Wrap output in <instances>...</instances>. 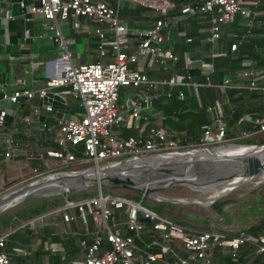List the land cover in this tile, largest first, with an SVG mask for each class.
I'll list each match as a JSON object with an SVG mask.
<instances>
[{
    "label": "built area",
    "instance_id": "obj_1",
    "mask_svg": "<svg viewBox=\"0 0 264 264\" xmlns=\"http://www.w3.org/2000/svg\"><path fill=\"white\" fill-rule=\"evenodd\" d=\"M28 1V4L25 0L18 2L19 9L27 16L39 17L46 23V28L53 31L49 37L58 45L59 56L44 63L46 81L42 88L33 90L16 86L8 92L2 89L1 101L14 105L21 99L30 100L35 95H55V90L65 89L78 101L79 107L67 120L56 121V149L47 151L44 157H40L45 165L49 159H54L60 161V166L70 165L76 168L69 172L81 171L78 168L84 167L82 170L91 169L90 174L95 177L96 172L99 173L101 169H135L140 167L138 164L141 163L149 165L155 158L179 156L188 151H198L199 148H194L196 146L223 142L225 124L220 119L212 121L210 126L202 129L198 144L184 146L181 144V135L166 130L164 126H157L146 116L152 110V101L160 96L156 94L159 91L161 95L169 96L167 90L177 89V98L187 103V90L197 95L200 88L211 85L208 78L205 79V84L194 80L191 72L197 65L198 61L195 60H188L183 70L161 80L149 78L142 68L136 66L141 59L160 64L165 61L173 64L177 62V56L170 49L163 47L172 20L167 12L173 6L171 1L163 0L149 5L158 19L150 29L138 34L139 44L130 53L127 51V31L119 23L117 11L106 2ZM180 12L187 14L192 11L185 7ZM195 12L210 16L208 42L211 44L220 40L223 28L233 24L236 18H248L254 14L250 9L243 8L239 0H205L195 8ZM0 16L4 20L13 19L8 10L0 9ZM78 17L98 27L89 31L76 21ZM70 19L75 31L92 32L96 37L98 61L78 65L72 63L67 41L59 29L61 23ZM232 37L234 42L230 49L235 51L245 37ZM219 55L220 53H215L212 57ZM28 61L32 72L36 69V60L29 56ZM237 78L242 81V88L248 91H264V78L252 69L240 71ZM225 85H229L228 80ZM121 87L143 88L144 91L133 92L124 105L128 113L127 123L134 125L135 136L124 137L118 129L123 120L118 103ZM44 109L47 112L52 111L49 103L45 104ZM211 110L207 109L209 112ZM38 115L39 110L35 109L33 116ZM6 118L7 113L1 110L0 146H4V158L9 159L17 149L14 141L16 130L8 128ZM246 119L255 127V131L243 132L238 138L264 133V115L247 116ZM23 120L30 121L27 117ZM90 164L91 168L88 167ZM48 168L44 173L33 169L35 178L52 174V168ZM86 180L89 179L84 181ZM158 187H146L147 191L146 188H141L139 200L103 193L101 187L95 195L86 199L65 198L62 207L38 216L22 226H31L51 213H60L64 223L78 217L85 224L87 216L88 223H92L89 230L92 241L88 245L84 243L85 257L77 264H212L216 252L229 253L236 259L244 244L253 246L255 254L264 253V235L240 233L230 237L215 230L194 231L158 216L143 206L144 200L160 201ZM117 212L121 213V219L115 217ZM122 227L131 234L124 235ZM8 237L9 233L0 236V264H11L10 257L4 251Z\"/></svg>",
    "mask_w": 264,
    "mask_h": 264
},
{
    "label": "crops",
    "instance_id": "obj_2",
    "mask_svg": "<svg viewBox=\"0 0 264 264\" xmlns=\"http://www.w3.org/2000/svg\"><path fill=\"white\" fill-rule=\"evenodd\" d=\"M20 1L0 0V9L8 10L13 15V19L10 20H4L0 16V50L7 51L4 54L0 53V83L2 84L0 111H5V103L1 101L2 89L8 92L16 86L33 90L42 88L46 81L44 63L58 57L60 52L58 45L49 37L53 31L47 29L46 23L39 17L22 13L18 7ZM96 1L106 2L117 11L118 21L128 34L129 48L127 51L130 53L139 44L138 34L150 29L158 19L157 14L149 8V5L160 3L163 0ZM168 1H171L173 5L167 11L172 20L168 38L163 43V47L170 49L177 56V62L173 64L165 61L160 64L150 62L149 59H141L136 66L142 68L149 78L161 80L183 70L188 60L198 61L192 70L194 80L205 84V79L208 78L211 85L200 88L197 95L190 90L186 91L189 100L188 109H190L191 98L194 97L204 105L211 122L217 119L222 120L226 112L229 114L240 112L239 121L230 126L227 125L230 118L223 120L225 126L228 127V134L235 132L237 137L255 128L246 117L264 114V91L261 90L256 98L250 97L246 92L248 90L242 88V81L237 78L240 71L233 69L232 64L238 58L239 52L242 63L253 67L254 70H252L259 74L264 69L256 65L264 60V48H255L256 53H252L247 48L242 54L240 49L232 51L230 47L234 42L232 36H238L240 32H244L241 35L246 38L252 35L251 31L257 33V36L252 35L254 40L264 37V0H239L243 8L250 9L254 14L248 18L238 17L235 31L229 28L230 25L224 27L220 41L212 44L208 42L210 16L195 12V8L205 0ZM25 2L30 3L28 0ZM185 7H189L192 12L181 14L180 10ZM76 21L89 31L98 27L82 17H78ZM59 29L62 37L67 41V48L74 65L94 63L99 60L97 40L92 32L75 31L72 27V19L61 23ZM215 53H220V55L212 57ZM29 56L34 57L37 65L32 72L29 67ZM261 75L264 78V72ZM226 80L229 81V85H225ZM133 92L143 93L144 91L143 88H125L122 89V97L119 98L120 115L123 120L119 123L118 129L122 134V128H127L136 134L134 125L127 123L128 113L124 109L127 98ZM21 103L25 104V109H21ZM46 103L52 107L51 112L44 109ZM208 108L212 109L211 112L207 111ZM35 109L39 110L38 116H33ZM78 109V101L65 89L55 90V95L49 94L46 97L35 95L30 100L21 99L18 104L13 105L11 114H7L6 124L9 129L16 130L14 141L17 149L11 158L6 159L3 155L4 146H0V190L15 187L17 184L7 187V183L12 181L20 183L34 175L35 161H40L45 165L40 157H44L47 151L55 149L53 143L55 144L57 140L56 121L59 120L56 119L57 112L63 110L70 116ZM23 116L29 118L30 121H24ZM40 116L51 117L54 121L52 124L45 123L40 121ZM146 116L152 123L164 126L170 131L165 125L164 118L159 116L153 105L152 110ZM157 116H159L158 121H156ZM176 135H184V132H178ZM50 161L55 162L50 164ZM59 162L49 159L44 172L48 171V166L51 168L54 164H60ZM114 215L117 219H121V213L117 212ZM91 227V222L84 224L78 217L76 220L64 223L60 213H51L43 217L41 221L28 226L31 237L17 232V228L11 229L5 250L10 257L11 264L81 263L85 257L84 243L88 245L92 241L89 233ZM122 232L124 235L131 234L123 227ZM249 255L242 256V261L238 264H250L252 255Z\"/></svg>",
    "mask_w": 264,
    "mask_h": 264
},
{
    "label": "trees",
    "instance_id": "obj_3",
    "mask_svg": "<svg viewBox=\"0 0 264 264\" xmlns=\"http://www.w3.org/2000/svg\"><path fill=\"white\" fill-rule=\"evenodd\" d=\"M236 26H237V20H235V22L231 24L229 28L235 31ZM251 32H252V35L254 34L255 36H257V33L255 34V32L253 31ZM243 33L244 32L242 33L240 32L238 37L243 36L241 35ZM252 35L247 38L245 37L243 41L237 47V49L241 50L242 54H243V51L247 48L250 51H252V53H256L257 48H260V47H262V49L264 48V37L261 38L260 40L258 39L254 40L252 38ZM0 53L4 54V53H7V51L3 52L2 50H0ZM240 54L241 53L238 52V58L233 62L232 68L233 69L235 68V70H238V71H242V70L250 69V68L254 70V68L249 66L248 64L242 63ZM249 57H252V56L249 55ZM259 65L263 67L262 69H264V60H261L260 63L256 65V67H258ZM263 72L264 71H262L261 73L263 74ZM191 73L192 75H194L193 72ZM261 73H259V75H261ZM125 88H129V87H121L119 89V98L122 97V89H125ZM166 92L169 93V96H167L166 94L161 95L160 91L156 93L157 95H160V96L157 97V99H154L152 101V105L154 109L159 114V116H162L164 118L165 125L171 132H174L176 134L181 131L184 132V135L180 136L182 145L186 146L188 144H198V141L201 138L202 129L212 124L210 120V116L206 114V108L204 107L202 103L198 101V99L192 97L190 101V109H188L187 106H188L189 100L187 103L184 101H180L177 98V95H178L177 89L167 90ZM246 92H248V95L250 97L256 98V96L261 93V90L246 91ZM20 106H21V109L26 108L25 104L21 103ZM224 114L226 116L223 115L222 121L225 118H230L231 120L227 122V125L230 126L231 124H234L237 121H239L241 113L236 112L233 114H229L226 112ZM227 114H229L230 116ZM260 114H263V113H260ZM251 115H256V114H251ZM263 115H260V116L256 115V116L261 117ZM159 116L156 117V121H158ZM122 131H123L124 137L136 135L135 133H132V131H130L127 128H122ZM254 131H255V128H251V130H248V132H254ZM237 136L238 135H236L235 132L228 134V142L232 144H245L246 143L245 141H248V139H258V137H263L264 133H256L248 138H238ZM263 143H264V139L259 144H263ZM53 148L56 149V144L54 143H53ZM34 165L36 166V168L34 169H38L40 173L44 172L46 166L43 165L40 161H35ZM70 168H71L70 170L76 169L72 167ZM18 182L19 181H14V182L12 181L10 183H7V187L13 184H16ZM262 184H263L262 186H264V181ZM111 186L116 187L118 185H111ZM126 188H130V187H126ZM130 189H131L130 191L132 192H128L127 194H123L122 196L127 197L131 200H139L141 196V194H139V190L137 189L135 190L132 188ZM95 194H96V189H92L91 191L89 190L80 191L74 194H68L67 196L56 195V196H50V197H39V198H32L28 201H25L24 203L18 205L17 207H14V209H12L11 211L0 214V236L4 234H8L11 229L17 228L18 229L17 232L26 234L27 237H31V233L28 229V226H22L26 222L38 216L50 213L57 208L62 207L65 203V198L69 200H80V199L89 198ZM256 202L259 203V200H257ZM231 204H237V201L231 198H225V199L214 201L210 205L211 212L217 216V218L214 220L215 222L216 221L221 222L225 220L228 221L227 220L229 218V212H228L229 207L228 206H230ZM183 206H188V205L171 203V207L175 208V210L179 213L177 214L180 215L181 217L180 218L178 216H172V220H173L172 222L182 227H185V228H188L194 231L215 230L221 234H224L230 237L239 235L240 233H248L254 236L264 235V212L260 204H258L257 207L251 208L250 210L251 212H249V214L251 215V218L249 220L242 219L241 222L240 221L237 222V228H234L232 226V224L234 223H231V222H229L231 226L223 222L222 224L221 223L218 224L220 225L219 227H212V225L208 223L210 222L209 221L210 218L207 220L208 224H203L205 223L204 221L201 222V221H196V220L195 221L190 220L189 214H183L184 213L183 210H185ZM224 208H226L227 210H224ZM4 251L6 252L5 248H4ZM152 252H155V250H152ZM253 253H254V247L249 244H244L243 246H241L239 252L237 253L236 259H234L232 255L229 253L221 254L219 252H216V254L214 255V261L212 264H238L242 261V256H244L245 254L252 255V256L249 255L251 258L250 264H264V253L263 254H255V253L253 254Z\"/></svg>",
    "mask_w": 264,
    "mask_h": 264
},
{
    "label": "water",
    "instance_id": "obj_4",
    "mask_svg": "<svg viewBox=\"0 0 264 264\" xmlns=\"http://www.w3.org/2000/svg\"><path fill=\"white\" fill-rule=\"evenodd\" d=\"M5 107V112L7 114H11V110L13 107V104L7 102L4 105ZM69 118V115L63 111L59 110L56 114V119H64L67 120ZM40 121H44L45 123L52 124L54 119L51 117H43L40 116ZM203 131V130H202ZM225 136L223 137V142H228V127L225 126ZM227 147H240V146H245V147H251L252 150L250 151L251 153L248 154L247 156H241V157H232L229 159L225 160H220V161H204L201 165L202 166H196V164H188V163H183V164H178L175 163L173 164L176 169L178 170L177 173L173 177L168 176V174L163 171L162 167L159 166L155 169V173L159 172L158 176L162 178H169L171 181L170 183L164 184L165 186H170L172 184L174 185H187V186H198L203 183H208V182H214L215 184L217 182H223L227 179H231L236 177L235 172L238 167L240 168L241 165L243 164L242 162L248 163L249 159H259L258 157V150H263L264 149V143L263 144H254V145H245V144H226ZM262 158V157H261ZM199 167V168H198ZM201 167H203L201 169ZM146 170L142 168L140 170L139 175L142 176L150 174L152 172H147L149 170V167L146 166L144 167ZM206 168V170L204 169ZM128 167L126 169H123L124 171H127ZM91 169H85L77 172H57V173H52L49 175H45L43 177H40L34 181H31L19 188H16L12 190L11 192L3 195L0 197V214L6 211L7 209H10L14 206H18L25 201H28L32 198H37V197H46V196H53V195H65L67 196L68 194H73L77 193L83 190H86L88 187H91L93 183L96 184L97 189H101L102 184H112V185H118L121 187H130L133 188L136 183L132 182L130 178L128 179V176H124L118 173H110V172H118L121 171V169H101L99 171V177H101V180L98 182H94L95 178L93 175L90 174ZM131 172H135L133 168L129 169ZM189 171V172H188ZM163 172V173H162ZM172 172V171H171ZM108 175V179L103 178L104 176ZM85 179H89L84 181ZM251 180V179H250ZM65 181H78V186L76 188H73L69 191L66 192H56L54 190L55 188V183H61ZM49 182H53L50 184ZM89 182V184H86ZM166 182V181H165ZM94 185V184H93ZM138 185V184H137ZM157 185H151L149 184L148 186H143V188L146 187H156ZM161 186V185H160ZM46 190H49V192H45ZM154 190V189H153ZM147 191V188L146 190ZM17 199V200H15ZM15 200V201H14ZM8 203V204H7ZM86 223H88V217L86 216Z\"/></svg>",
    "mask_w": 264,
    "mask_h": 264
},
{
    "label": "rangeland",
    "instance_id": "obj_5",
    "mask_svg": "<svg viewBox=\"0 0 264 264\" xmlns=\"http://www.w3.org/2000/svg\"><path fill=\"white\" fill-rule=\"evenodd\" d=\"M263 139H264V136L258 137V139H248V141H245L246 142L245 145H254L256 143L259 144L260 142L263 141ZM227 143L229 142H222L218 144L210 143L207 146H202V147L196 146L194 148H199L198 151H211V150L213 151V150H218V149L227 147L226 146ZM229 144H232V143H229ZM188 149H192V148L188 147ZM173 157H178V156H173ZM173 157H171V155L170 156L168 155V157H164V158H173ZM53 162L55 161H50L49 163L51 164ZM138 165L140 167L149 166L147 164L145 165L144 163H141ZM154 165L156 164L150 165L149 167H156ZM91 166L92 164H90L88 167L91 168ZM70 167L75 168L74 166H70V165L67 167H63V166H60L59 164H54V166L51 167L52 170L50 171V173L69 172V171H72L70 170L71 169ZM83 168L81 169L78 168V170H82ZM149 175L150 174H147V175L143 174L141 177L147 178ZM251 178L252 177L250 176L249 179ZM36 179L37 178H35V175H32L31 177H29V179H26L24 181H21L20 183H17L15 187L13 186L9 189L8 188L2 189L0 190V197ZM168 179L169 178H163V180L159 181V183L163 182V184L165 183L167 184L169 183ZM231 181L232 180H229V183H231ZM263 181H264V173L258 178L251 179L245 183L239 184L233 187L232 189H230L229 191H227L226 193L220 195L219 197L211 198V199H209L211 196V192L209 191V189H207V186L202 187L203 185H201L198 187V186L174 185V184L170 186L161 185L158 187L159 188L158 192L160 193V201L144 200L143 206L148 208L152 212L156 213L158 216L166 218L170 221H173L172 216L180 217V215H178L179 213L175 210V208L171 207V203L188 205V206H183L185 209L183 210L184 212L183 214H189L190 220H193V221L196 220V221H201V222L204 221L205 223L203 224L210 223L212 227H219L220 225L218 224L219 223L222 224L223 222L231 226V224L229 223L231 222V223H234L232 224V226L234 228H237V222L239 221L241 222L242 219L249 220L251 218V215L249 214V212H251L250 210L252 207H257L258 204H260L264 212V186H262ZM224 183L225 182H222V181L218 182L220 186L224 185ZM93 184L91 187H88L86 190H83V191H88V190L91 191L92 189H96V193H97V186L95 183ZM111 185L112 184H102L103 193L123 195V194H127L128 192H132L130 191L131 190L130 188L121 187V186L113 187ZM141 188H143V185L136 184L134 185L132 189L139 190V194H141V191H140ZM46 191L49 192V190H46ZM53 196H56V195H53ZM46 197H50V196H46ZM225 198L234 199L237 201V204H231L230 206H228L229 207V211H228L229 218L227 219L228 221L225 220L221 222H218V221L215 222L214 220L217 218V216L211 212L210 205L214 201L225 199ZM257 200H259V203L256 202ZM14 207H17V206H14ZM14 207L7 209L3 213L11 211L12 209H14ZM224 210H227V209L224 208ZM209 218H210L209 220L210 222L207 221Z\"/></svg>",
    "mask_w": 264,
    "mask_h": 264
},
{
    "label": "bare ground",
    "instance_id": "obj_6",
    "mask_svg": "<svg viewBox=\"0 0 264 264\" xmlns=\"http://www.w3.org/2000/svg\"><path fill=\"white\" fill-rule=\"evenodd\" d=\"M251 150H252L251 147H245V146L232 147L230 146V147H225V148L213 150V151L212 150L211 151H188V152H185L184 154L179 155L178 157L171 156L173 158H164V157L155 158L154 160L150 162L149 166L156 164L154 166L158 167V169H159V166L162 167V169H164L163 171H165L169 177L170 176L173 177L175 173H177L178 171L176 167L173 165L175 163H178V164L188 163L189 165L194 163L196 164V166L200 167L202 166L201 164L204 161H209V160H212V161L222 160L223 161L225 159H229L232 157H241L243 155L247 156L248 154L251 153L250 152ZM257 153H258L257 154L258 157H260L259 159H254V160L249 159L248 163L242 162L243 164L241 165V167L240 168L238 167V169H236V172H235L236 177L223 181L225 182L224 185L220 186L218 182L215 184L214 182H211V181L208 183L201 184L203 185L202 187L207 186V189H209V191L211 192L210 199L219 197L220 195L226 193L233 187L249 181L250 176L252 177L251 179L260 177L264 173V149L258 150ZM144 167L135 168L134 169L135 172L133 171L131 172L129 170L131 168H128L127 171L123 170V171H118V172L116 171V172H110V173H113V174L118 173L124 176H128V179L130 178L132 182L134 183L136 182V184L138 185H143V186H148L149 184L153 186L154 185H157V186L164 185L163 182L159 183V181L163 180V178L158 176V174H160L159 172L155 173L156 167H149V170L147 172L149 173L152 171L151 175H149L147 178H142L139 175V173H140V170H142V168L146 170ZM202 168L203 167H201V169ZM204 169L206 170V168ZM97 174L98 173L96 172V175L94 177L95 178L94 182H98L101 180V177H99V175ZM103 178L108 179V175L104 176ZM229 180H232L231 183H229ZM168 181L169 183L171 182L169 179ZM49 183L52 184L53 182H49ZM86 184H89V182H87ZM201 185H198V187ZM77 186H78V181H71V182L65 181L61 183L57 182L55 183L56 189L54 188V190L56 192H66L73 188H76ZM45 192L47 193L48 191H45Z\"/></svg>",
    "mask_w": 264,
    "mask_h": 264
}]
</instances>
